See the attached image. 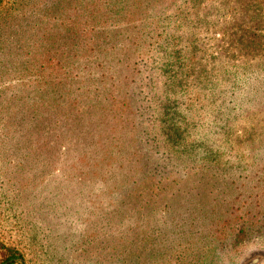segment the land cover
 <instances>
[{"label":"rangeland","instance_id":"1","mask_svg":"<svg viewBox=\"0 0 264 264\" xmlns=\"http://www.w3.org/2000/svg\"><path fill=\"white\" fill-rule=\"evenodd\" d=\"M0 242L264 264V0H0Z\"/></svg>","mask_w":264,"mask_h":264},{"label":"trees","instance_id":"2","mask_svg":"<svg viewBox=\"0 0 264 264\" xmlns=\"http://www.w3.org/2000/svg\"><path fill=\"white\" fill-rule=\"evenodd\" d=\"M254 15H251L250 18H254ZM251 31H258V33L262 32L261 30H257L256 26L251 27ZM250 33V32H249ZM248 33V41L247 43H259L260 42V35L258 34H250ZM173 59V58H172ZM174 60V59H173ZM24 259V254L13 247H7L0 242V264H15L18 260Z\"/></svg>","mask_w":264,"mask_h":264}]
</instances>
